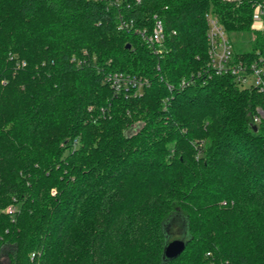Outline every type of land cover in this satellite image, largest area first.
<instances>
[{
  "label": "trees",
  "instance_id": "1",
  "mask_svg": "<svg viewBox=\"0 0 264 264\" xmlns=\"http://www.w3.org/2000/svg\"><path fill=\"white\" fill-rule=\"evenodd\" d=\"M257 1L0 0V264H264V93L207 39L210 12L264 53Z\"/></svg>",
  "mask_w": 264,
  "mask_h": 264
},
{
  "label": "built area",
  "instance_id": "2",
  "mask_svg": "<svg viewBox=\"0 0 264 264\" xmlns=\"http://www.w3.org/2000/svg\"><path fill=\"white\" fill-rule=\"evenodd\" d=\"M241 1L238 0V2ZM253 17L254 24L257 21L261 24L257 28H264V0L257 1L254 5ZM207 22L208 64L210 68L217 74L232 73L242 85L255 86L264 93V53H259L250 60L236 57L233 41L218 16L210 12L207 13ZM137 30L152 44H161L166 35L165 22L159 16L155 17L152 29L148 30L147 27H141ZM107 79L117 89L135 87L141 90L148 82L147 77L131 75L123 71L109 72ZM188 82L184 78L181 85ZM263 117L264 108L259 107L254 114L253 121L259 122Z\"/></svg>",
  "mask_w": 264,
  "mask_h": 264
},
{
  "label": "water",
  "instance_id": "3",
  "mask_svg": "<svg viewBox=\"0 0 264 264\" xmlns=\"http://www.w3.org/2000/svg\"><path fill=\"white\" fill-rule=\"evenodd\" d=\"M127 45L129 46L130 44L128 43ZM186 243L187 240L184 238H175L167 241L164 251L165 256L168 258L177 256L184 250Z\"/></svg>",
  "mask_w": 264,
  "mask_h": 264
},
{
  "label": "rangeland",
  "instance_id": "4",
  "mask_svg": "<svg viewBox=\"0 0 264 264\" xmlns=\"http://www.w3.org/2000/svg\"><path fill=\"white\" fill-rule=\"evenodd\" d=\"M254 26L259 27V26H261V24L257 21L254 24ZM184 218H185L184 215H182V216L181 215H177V216L174 215L173 218H170V220L168 221L169 222L168 223V228H169L168 230H170L173 233V235H172V238L171 237L167 238V241L175 239V238H182L179 231L181 229V232H182L184 227L181 226L182 224L176 223V221L178 220L177 222H179V220H181L182 223H184L185 222ZM174 221H175V223H174Z\"/></svg>",
  "mask_w": 264,
  "mask_h": 264
}]
</instances>
